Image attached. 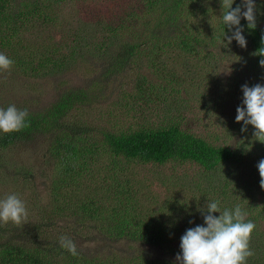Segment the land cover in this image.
<instances>
[{"label": "trees", "instance_id": "trees-1", "mask_svg": "<svg viewBox=\"0 0 264 264\" xmlns=\"http://www.w3.org/2000/svg\"><path fill=\"white\" fill-rule=\"evenodd\" d=\"M96 1L0 0V53L14 61L10 70L12 75L21 73L30 79H40L70 70L75 60L85 54H104L101 58L107 59L102 72L85 86L57 89L53 100L45 105H39L38 97L20 99L15 92L5 100L7 104L4 101L0 105L4 109L15 105L29 114L26 119L28 126L21 131L0 132V186L31 183L35 202V213L30 214L34 222H26L22 226H8L0 222V264H110L107 258L96 260L94 249L101 251L110 247V242L124 239L167 248V253L173 255L170 244L182 236L184 226L181 224H191L189 221L196 226L204 224L203 203L209 202L212 197L213 201L224 197L222 204L219 200L221 210L233 209L235 205L231 207L229 201L225 204V200L243 192L244 196L250 194L253 191L251 182L255 186L260 182L255 165L251 180L243 178L235 183L225 173L222 189L214 187L209 180L213 172L223 170L227 164L238 166L241 160L235 158L236 151L230 147L215 146L208 138L189 131L186 128L187 118L179 110L171 114L172 106L166 103L167 98H176L180 93L170 87L171 83H176L172 78L165 82L162 91L144 80L138 82L139 96L133 98L121 88L123 101L115 103L118 107L116 111L107 109L108 120L105 121L109 127L84 118V110L109 100L106 95L109 79L114 76V81L126 71L131 58L142 55L143 47L148 48L145 45L151 37H154L152 46H158L157 40L162 46L170 45L169 40H172L175 47L189 57L199 56L204 49L222 43L224 33L231 35V32L222 21L225 10L221 0H143L132 5L129 11H120L121 14L116 15L117 25L111 27L113 23L108 21L103 32H99L97 26L89 31L84 26L87 25L86 20L81 17V7ZM241 3L242 0H235L233 8ZM255 3L256 28L249 29L243 18L241 26L247 41L246 48L242 49L249 56L243 61L256 78L257 72L262 74L259 61L264 59L259 55L264 52V0H255ZM212 15H218L216 24L209 23ZM139 28L150 31L148 43L127 41L138 37L135 32ZM161 35L166 41L160 42ZM101 36L102 40L98 42ZM162 46L157 49L162 51ZM209 56L207 60L212 61L213 53L209 52ZM173 75L171 73L170 77ZM0 86L4 87L2 81ZM166 93L169 95L164 96ZM42 95L46 96L44 89ZM146 110L156 117L155 123L142 122L135 128L130 123L118 124V116H140ZM237 125L235 123V127ZM242 127L243 122H240L239 129ZM255 145L257 156L254 160L259 162L264 159V143L257 140ZM7 155L12 157L7 158ZM135 163L147 168L151 166L158 174L165 166H176L183 177L187 175L180 167H192L197 170L192 182L195 193L200 196L196 195L191 208L183 203H169L164 212L168 219L158 214L141 222L138 214L132 212L136 210L134 202L138 193L132 189L124 174ZM237 182L239 189L234 187ZM227 186L232 188L228 193L225 190ZM100 190L104 194L98 197L96 192ZM107 193L110 195L108 199ZM250 195L252 199L255 192ZM176 214L179 223L175 219L170 220V215ZM213 215L218 217L219 213ZM69 218L76 225L93 221L91 229L88 228L91 230L90 240H84L90 243L99 232L103 235L100 246L93 249L86 245L81 247L72 237L70 239L76 243L79 255L72 256L62 248L59 237H67L70 233L66 232L67 223L64 222ZM247 220L256 225L250 242L255 255L248 258L247 264H263L264 214L259 212L254 217L247 216ZM51 230H56L58 236H53ZM142 256L139 255L141 260L135 264H177L175 257L169 261L157 255L151 260H142ZM135 260L128 259L125 263L115 258L112 264H127Z\"/></svg>", "mask_w": 264, "mask_h": 264}, {"label": "rangeland", "instance_id": "rangeland-1", "mask_svg": "<svg viewBox=\"0 0 264 264\" xmlns=\"http://www.w3.org/2000/svg\"><path fill=\"white\" fill-rule=\"evenodd\" d=\"M143 0H97L93 4L84 5L81 7V17L86 20L84 25L89 29L96 27L99 32H103V27L108 21L113 23L115 27L118 23V17L120 11L125 12L131 10L132 5H136ZM209 9V7H208ZM110 16V18H109ZM124 17V16H123ZM125 18V17H124ZM218 15L211 16L209 23H217ZM100 21L97 23V21ZM184 20V19H182ZM136 36L133 40H127L130 43L139 44L147 42V37L150 36V31L138 29ZM104 35V34H103ZM102 35V36H103ZM102 36L98 39V42L102 40ZM164 35L160 36V42L166 41ZM154 37H151L147 46L148 48H142L140 56H133L126 71L121 72L117 79H109L106 84L108 88V94H106L109 100L101 104L100 106H94L92 109L84 110V118H87L93 123L100 126H107L109 124L105 121L108 117L109 110L116 111V102L118 100L123 101L122 89L128 92L127 95L138 97L139 89L138 82L143 80L147 84L155 86L156 90L162 91V87L165 86V82L171 78L176 83H171L170 87L180 91L176 95V98L168 99L167 104L171 107V114H174L176 110L181 112V115L187 118L188 124L186 128L189 129L194 135L200 136V134L208 138L215 146H228L236 151V157L240 158L241 163L238 166L229 165L223 170L213 172L210 177L214 187L222 189L223 181L227 173L229 178H233V181L251 180L252 170L255 165L258 164L256 159L257 151L255 143L257 140L254 137V127L252 125L247 126V130L242 132L239 129V123L235 127V117L237 115L236 109L242 106L243 92L242 85L247 84L252 87L256 84L264 86V68L261 69L262 74L255 75L248 69L244 60H248L249 56L245 55L243 50L237 42H233L227 45V41L224 43H216L213 48H206L205 51L197 55H184L174 45L172 40H169L170 45L162 46L157 40L158 46H152ZM162 46L163 50L160 51L157 48ZM139 48V47H138ZM153 50L152 53H150ZM146 53H143V52ZM149 51V52H147ZM209 52L213 53V60H207L210 58ZM104 54L98 56H90L85 54L82 58H77L73 63V68L67 71L58 73L57 75L47 76L40 79H30L21 73L12 75L11 72L1 74L0 81L3 82L4 87L0 86V105L4 104L9 99L8 97L13 92L18 94V97L22 99L38 97L37 101L40 104L45 105L47 102L53 100V97L57 94V89H64V87L73 86H85L94 76H97L102 72L103 65L106 64L107 59L101 58ZM206 58V59H205ZM174 73L173 77L170 74ZM113 81V82H112ZM122 88V89H121ZM42 89L46 91V96L42 95ZM170 89V88H169ZM168 89V90H169ZM111 92V93H110ZM166 93L164 96H168ZM17 99V100H20ZM181 99L180 101H178ZM173 100H175L173 102ZM5 101V102H4ZM14 103V101H13ZM135 114V113H134ZM119 123H130L129 125L136 127V124L142 122H149L150 124L157 121L156 117L146 110L142 115L138 114L118 116ZM108 120V119H107ZM242 122V121H241ZM135 123V124H134ZM224 143V144H223ZM12 157L7 155V158ZM40 158V156H38ZM238 167V168H237ZM187 177H183L178 171L177 167L171 165L165 166L158 174L152 170L149 166H139L138 163L132 165L124 172L125 177L129 180L132 189L138 194L135 196L134 208L136 210L133 213L138 214L141 222H146L151 218H155L158 214H163V219H168V216H164L165 210L169 203L180 205L186 204L188 208H191L193 199L200 196L199 193H195V185L193 184L192 176L197 175V170H193L192 167L183 166L180 167ZM229 168V171H225ZM238 170H235V169ZM234 169V170H233ZM193 177V178H194ZM206 181V180H204ZM40 183L39 180H37ZM31 183L27 185L17 184L13 186L10 183L0 186V199H4L9 194H17L26 204L28 210L27 222H34L30 214L35 213L34 195L31 194ZM239 182L234 187L239 189ZM226 193L230 192V187H226ZM37 189V188H36ZM106 189V188H105ZM251 189L255 192V195L250 198L251 195L244 193L236 194L225 200V204L230 206L241 205L245 211H250L248 216H256L261 212L264 214V189H261L260 184L255 186V183L251 182ZM258 190L260 192H258ZM218 191V190H217ZM98 197L104 194L103 190L96 192ZM107 193V199L109 198ZM216 197V196H215ZM207 198V197H205ZM214 199V197H212ZM210 199L209 201H213ZM224 200V197L218 198V200ZM229 201V203H228ZM242 201V202H241ZM241 202V203H240ZM202 208L205 209L206 202L203 203ZM262 211H259V209ZM168 215V214H167ZM170 220L175 219L179 221L176 215H170ZM160 217V216H159ZM63 221V219H62ZM61 221V222H62ZM59 222V223H61ZM66 224V232L68 238L75 237L76 242L81 247L91 246L90 249L100 246V241L103 237L99 232L96 233L94 239L87 243L84 238L90 240L89 234L91 233V225L93 221L88 220L83 222L82 225H76L70 218L64 220ZM13 223L9 222L6 225L11 226ZM185 224V225H184ZM57 224H54V227ZM99 225V224H98ZM184 229L181 235L185 233L188 228L195 227L196 225L191 223H182ZM169 229V226H168ZM51 234L55 237L58 236L56 230H51ZM92 236V234H91ZM181 238V237H180ZM179 240H174L170 244L171 249L174 251L173 255L167 253V248L153 247L146 243L130 242L128 239H124L118 242H110V247H106L104 250L97 251L94 249L95 259H108L110 264L116 259L127 262L128 259L136 258L134 262L127 264L139 263L141 259H138L140 254H143L142 260H151L153 256L165 257V259L171 261L173 257L176 260V255L179 252ZM92 243V245H90ZM86 245V246H85ZM171 252V251H170ZM115 264V263H114ZM264 264V263H263Z\"/></svg>", "mask_w": 264, "mask_h": 264}, {"label": "clouds", "instance_id": "clouds-1", "mask_svg": "<svg viewBox=\"0 0 264 264\" xmlns=\"http://www.w3.org/2000/svg\"><path fill=\"white\" fill-rule=\"evenodd\" d=\"M234 3L235 0H221V6L225 10L222 21L231 32V35L224 33L222 43L226 39L228 45L235 40L241 48H246L241 19L247 21L249 29H255L257 5L255 0H242L240 5L233 8ZM259 55L264 56V52ZM13 64L12 59L0 53V72H10ZM259 64L264 68V59ZM241 90L242 106L237 107L235 120L237 123L243 122L242 132L247 130L248 125H252L255 129L254 137L264 143V86L256 84L249 87L245 84ZM28 115L27 110H20L15 105L0 108V132L21 131L28 126ZM257 168L259 184L264 189V159L258 162ZM201 211L204 224L188 228L181 236V252L176 255L177 264H247L248 258L255 255L250 242L256 228L254 222L247 220L248 213L239 204L233 209L221 210L219 200L206 202L205 209ZM213 213H219V216ZM28 215L25 202L17 194H9L0 199V222L22 226L27 222ZM59 244L72 256L79 255L72 239L62 235L59 237Z\"/></svg>", "mask_w": 264, "mask_h": 264}]
</instances>
